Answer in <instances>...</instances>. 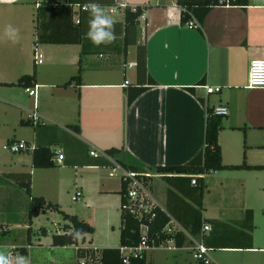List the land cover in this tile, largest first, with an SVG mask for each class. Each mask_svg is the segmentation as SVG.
<instances>
[{"label":"crops","instance_id":"obj_1","mask_svg":"<svg viewBox=\"0 0 264 264\" xmlns=\"http://www.w3.org/2000/svg\"><path fill=\"white\" fill-rule=\"evenodd\" d=\"M181 1L196 6L201 0ZM86 2L52 0L47 7L42 0H0V139L25 140L27 146L10 159H0V248L13 254L25 248L30 264H79L78 248H117L95 238L97 213L119 218V247L122 165L148 177L151 200L159 209L179 224L191 221L196 208L193 185L169 181L164 177L176 174L156 169L183 166L202 151L207 107L228 109L218 133L222 164L264 167V89L246 87L249 62L264 59V0H248L245 9L212 7L199 29L181 24L177 0H96L116 21L115 42L100 46L85 37L89 14L78 6ZM120 3L131 9L145 7L136 28L126 30L122 10L108 11ZM192 21L199 25L195 17ZM8 24L19 29L16 42L4 36ZM137 45L145 47L141 84ZM79 64V86L64 87L77 75ZM34 67L35 98L11 85L32 74ZM151 80L155 85H148ZM206 85L221 91L207 95ZM141 87L145 91L127 105V95ZM34 112L37 124L31 119ZM16 127L28 132L24 140L11 138ZM36 147L59 150L64 159L52 168H34L31 154ZM110 149L118 152L106 155ZM90 151L99 157H91ZM118 169L119 184L112 189L99 175L109 178ZM11 173L30 174V195L58 205L65 214L66 199L79 193L75 201L91 217L71 216L94 232L76 245L53 247L52 235L64 233L68 222L58 221L54 234L43 226L32 228L39 216L60 215L46 210L31 222L27 219L26 236L17 240L9 227L17 216H27L30 197L5 176ZM257 212L264 217V169H224L205 176L201 217L212 228L205 244L213 264H264V237L255 234ZM32 235L38 236L35 244ZM191 245L185 236L176 249L149 248L145 264H196Z\"/></svg>","mask_w":264,"mask_h":264},{"label":"trees","instance_id":"obj_2","mask_svg":"<svg viewBox=\"0 0 264 264\" xmlns=\"http://www.w3.org/2000/svg\"><path fill=\"white\" fill-rule=\"evenodd\" d=\"M42 3L48 7L52 0H42ZM81 5V4H80ZM177 5L181 7V17L180 22L182 25L186 26L195 17L198 20L199 29L201 23L203 22L206 13L215 6H236L241 9H245L248 5V0H201L198 4L192 5L184 3L181 0H177ZM198 7V8H197ZM145 7H135L132 10L130 7L126 6L123 10L124 20L126 25V30L130 28H136L138 19L143 14ZM38 35V34H37ZM37 42H42L40 36H37ZM36 44V42H35ZM128 45V44H127ZM137 55H136V74H137V84H141V77L146 74L145 69V47L144 45H137ZM81 66L79 64V69L77 75L73 77L69 82L64 84V87L70 85L79 86L81 77ZM35 67L32 74L24 75L18 79L15 86L23 87L24 89L32 88L36 86L35 83ZM73 82V83H72ZM148 85H155L151 80ZM10 86V85H7ZM146 87H141L136 89L127 95V105H130L132 101L143 91ZM222 116H217L213 113V109L206 108V120H205V133H204V147L202 151L189 163L183 166L177 167H166L157 168L156 172L161 174H176V177L170 178L164 177L167 180L181 179L191 184L192 180H195L193 185L194 190V205L196 208L193 209L194 216L191 221L180 222L182 226L187 230L192 236H197L201 230L202 224H207V222L202 220V199L204 191V178L211 172L219 170H238V169H264V167H249L244 164L237 166H224L221 162V151L218 144V133L221 129ZM24 124V122H20ZM75 132L79 129L77 126H69ZM118 150L110 149L105 152L106 155L114 156ZM32 165L34 168H52L55 166L53 162V153L47 147H36L32 150L31 154ZM123 170L131 171L133 173L137 172L133 166H121ZM137 174V173H136ZM14 181V183L25 190L27 195L30 197L29 200V210L27 217L29 222L32 218L37 217L46 210H51L58 212L63 220L67 221L68 224L64 226V233L52 235V246L53 247H65L76 245L78 240L83 241L86 234H92L94 232L93 227L86 222L79 220L76 216H71L65 214L59 210L58 205L45 202L43 198L33 197L30 195V174L28 173H11L5 175ZM142 178L144 184L149 188L148 177L139 176ZM121 196V228L119 235V246H137L142 241L140 227L141 225H147V232L145 235L146 244L149 247L158 248L162 243L167 242L170 239L175 241L176 246L180 247L184 241L185 236L178 233L175 236H168L162 233L164 226L169 221V216L163 212L158 207L153 209L154 217L150 219V216H145L144 219L138 220L128 210L123 208L125 204L126 195V185L121 177V190L119 191ZM248 229L252 230V211L248 210ZM212 231V228H211ZM210 231V232H211ZM4 231L0 230V235ZM79 233V235H77ZM207 239V238H206ZM205 242V238H204ZM206 243V242H205ZM13 252H19L20 255L26 256V249L19 248L15 249ZM78 260L91 258L95 264H121V258L118 248L102 249L100 251H93L90 249H77ZM96 258V260H95ZM130 264H145V253L136 259H132Z\"/></svg>","mask_w":264,"mask_h":264},{"label":"built area","instance_id":"obj_3","mask_svg":"<svg viewBox=\"0 0 264 264\" xmlns=\"http://www.w3.org/2000/svg\"><path fill=\"white\" fill-rule=\"evenodd\" d=\"M125 7H126L125 4L120 3L115 8H109L108 11L110 13L117 12L119 10L123 11ZM78 10L80 12H87L84 10L83 5H79ZM132 10H135V8H133ZM76 22L79 21L77 20ZM186 26L190 28H196L198 27V24L191 21ZM35 57L37 60L39 56L35 55ZM253 81L258 82L257 85L254 86ZM124 85L125 86L128 85V82L126 81ZM246 87L248 89H264V59H255L249 62ZM204 89L207 95L217 94L221 91V88L218 86L213 87L206 85L204 86ZM26 92L30 97L35 98L36 86L26 89ZM212 109H213V113L217 116L225 117L228 115V109L224 106H217ZM31 119L34 124H37L39 118L36 112L32 114ZM2 149L14 154L26 150L27 146L24 141H19V142L13 141L3 145ZM52 153H53V162L59 163L64 159L63 154L59 150H54L52 151ZM89 155L93 158L99 157V153L93 151H90ZM121 177L126 185L125 204L123 205V208L125 210H128L129 213L132 214L138 220L144 219L145 216H150V219H152L154 217L153 209L157 206L151 200L149 188L144 184L142 178L139 177L136 173L126 170H123ZM191 184L194 185L195 180H192ZM79 196L80 194L77 193L73 197V200L74 201L77 200ZM142 230H144V232H142ZM186 231L187 230L181 224H179L173 218L169 217V221L164 226L162 233L171 237L175 236L178 233L188 236L192 244L190 247V251L193 261L196 264H213L209 256V252L211 251V248L207 247L204 242V238L211 231V226L209 224H202L201 230L197 236H192ZM146 232H147V225L143 224L140 227L142 241L140 242L139 245L117 247L119 249L121 264H130L132 259H136L140 257L149 248H155V247H149L146 244V239H145ZM159 247L169 250L171 249L173 250L177 248L175 241L173 239H170L167 242L162 243V245H160ZM79 264H95V263L91 260V258H85L79 260Z\"/></svg>","mask_w":264,"mask_h":264},{"label":"rangeland","instance_id":"obj_4","mask_svg":"<svg viewBox=\"0 0 264 264\" xmlns=\"http://www.w3.org/2000/svg\"><path fill=\"white\" fill-rule=\"evenodd\" d=\"M213 99H215L214 95L211 97V100H213ZM24 130L25 129H20L19 127H16V129H13L10 133V135H12L11 138L14 140H19V139L24 140V137L28 135V132L24 131ZM8 132L9 131H6L5 134ZM0 136H3L1 131H0ZM7 143H8L7 141L0 139V159H3V158L10 159L11 156H14L16 154V153L12 154V153L7 152V151L2 149V146L7 144ZM119 173H120V171L118 169V170H116V173L111 174L109 178H108V175H104V173H101V175H99V176H100V178H104V179L108 180L109 187H111L113 189L114 187L115 188L118 187ZM18 188H19L18 192H21V194L23 196H28L23 188H20V187H18ZM65 203H66V206L68 209V212H66V213H68L70 215H78V217H81L84 219H89L88 217H91L90 214L87 213V211L78 207L79 201H74L73 196H70L69 198H67ZM20 207H21V204H20ZM108 217H109V215L106 216L103 213L102 214H100V213L96 214L94 223L97 226L98 233H96L97 235H94V236H96L95 238H98V241H101L102 243L104 242V245H110L113 247H118L117 246L118 236L116 235V233H117V228L120 225L119 218L118 217H114V218L109 217L108 218ZM14 219L16 220V223L11 225L9 228L12 230V235L16 236L17 237L16 239L17 240L19 239V241H21L22 236L24 238L26 236V228L28 227V223H27L28 218H27V216L24 217L23 215H19ZM58 221L62 222L61 224H63V220H62V217L60 215H53V217H51L50 215H47V217L39 216V218H36V220L32 224V228H36V230L38 231L39 228H41L43 226V227H46V228H49L50 230H52V233L54 234L55 231L58 230V228H59V225L57 224ZM256 223H257V228L255 229V234H256L257 238L264 237V217H262V215H260L259 212H257ZM112 227H114L116 229V232H114L113 229L112 230L110 229ZM1 228H3V226H1ZM142 232H144V230H142ZM37 238H38V236L32 235L31 242L34 244L37 243L38 242ZM1 240L2 239H0V241ZM44 241H46V240H44ZM2 242H4V241H2ZM25 244H27V242H25ZM95 245H99V244H95ZM0 249L7 251L5 248H0ZM93 251H95V250H93ZM97 251H99V250H97ZM162 252L163 251H161L160 253H162Z\"/></svg>","mask_w":264,"mask_h":264},{"label":"clouds","instance_id":"obj_5","mask_svg":"<svg viewBox=\"0 0 264 264\" xmlns=\"http://www.w3.org/2000/svg\"><path fill=\"white\" fill-rule=\"evenodd\" d=\"M83 7L89 14L87 31L85 33L86 39L95 46L114 43L117 38L115 33V19L96 0H88ZM4 36L16 42L19 36V29L8 24L5 26ZM257 83L253 81L254 86ZM0 264H30V261L26 256L20 255L19 253L13 254L11 251L0 249Z\"/></svg>","mask_w":264,"mask_h":264}]
</instances>
